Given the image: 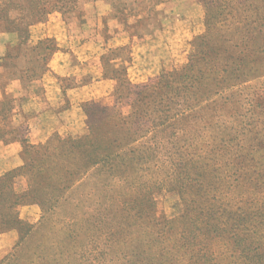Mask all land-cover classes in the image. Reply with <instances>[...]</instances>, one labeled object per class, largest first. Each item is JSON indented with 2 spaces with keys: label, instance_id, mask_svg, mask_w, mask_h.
Instances as JSON below:
<instances>
[{
  "label": "trees",
  "instance_id": "16d2710c",
  "mask_svg": "<svg viewBox=\"0 0 264 264\" xmlns=\"http://www.w3.org/2000/svg\"><path fill=\"white\" fill-rule=\"evenodd\" d=\"M20 1L8 5L20 12L21 27L47 14L36 9L39 4L46 9L61 2ZM198 1L206 31L192 43L184 66L142 85L118 78L115 104L86 110L84 135L30 147L25 165L0 177V227L12 225L21 238L34 230L19 219L24 205L37 204L43 219H54V241L30 264H210L208 243L220 240L242 264H264V195L253 205L250 193L264 190V108L258 110L264 105L250 100L241 127L236 119L216 122L209 135L187 127L191 113L208 100L264 80V0ZM259 91L264 98V81ZM207 157L226 161L219 166L202 160ZM229 159L240 161L234 182L249 194L235 210L217 197L226 178L209 175L222 173ZM254 162L262 173L248 171ZM19 176L28 187L16 193L10 183ZM163 190L181 198L178 220L154 216ZM178 248H196L197 263Z\"/></svg>",
  "mask_w": 264,
  "mask_h": 264
},
{
  "label": "rangeland",
  "instance_id": "374dc122",
  "mask_svg": "<svg viewBox=\"0 0 264 264\" xmlns=\"http://www.w3.org/2000/svg\"><path fill=\"white\" fill-rule=\"evenodd\" d=\"M9 1L0 0V142L15 145L17 160L12 170L25 165L30 155L24 154L30 147L48 142L58 146L69 137L84 135L86 110L93 105L113 106L118 78L142 85L184 66L192 43L206 31L205 10L198 0H61L46 9L39 4L36 9L47 14L26 27L20 26V12ZM263 81H251L202 104L190 114L188 133L200 126L209 135L216 122L234 124L235 119L241 127L249 117L250 100L264 105L259 91ZM202 160L219 166L226 161L222 157ZM229 161L235 166L228 164L222 173L209 175L226 178L217 197L235 210L249 194L234 182L241 173L240 161ZM247 169L263 172L255 162ZM10 187L21 193L28 181L19 176ZM115 188L123 190L120 185ZM174 191L156 195L154 216L159 222L178 220L183 213L184 204ZM250 191L257 202L253 205L259 204L264 190ZM18 210L19 219L34 230L21 238L12 225L1 226L0 264H30L50 238L54 241L50 215L43 219L37 204ZM261 233L259 241L264 244V227ZM208 245L210 264H242L228 243L220 240ZM177 250L197 263L196 248Z\"/></svg>",
  "mask_w": 264,
  "mask_h": 264
},
{
  "label": "crops",
  "instance_id": "0c3cea01",
  "mask_svg": "<svg viewBox=\"0 0 264 264\" xmlns=\"http://www.w3.org/2000/svg\"><path fill=\"white\" fill-rule=\"evenodd\" d=\"M13 147L15 148L14 144L5 145L0 142V176L16 166L15 161L17 160V156Z\"/></svg>",
  "mask_w": 264,
  "mask_h": 264
}]
</instances>
